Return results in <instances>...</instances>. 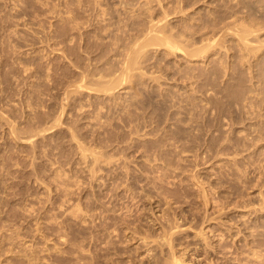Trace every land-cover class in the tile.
Segmentation results:
<instances>
[{"label":"rangeland","instance_id":"374dc122","mask_svg":"<svg viewBox=\"0 0 264 264\" xmlns=\"http://www.w3.org/2000/svg\"><path fill=\"white\" fill-rule=\"evenodd\" d=\"M87 1L0 0V264H264V0ZM149 14L216 45L124 70Z\"/></svg>","mask_w":264,"mask_h":264},{"label":"bare ground","instance_id":"6f19581e","mask_svg":"<svg viewBox=\"0 0 264 264\" xmlns=\"http://www.w3.org/2000/svg\"><path fill=\"white\" fill-rule=\"evenodd\" d=\"M83 1H84V0H83ZM85 1H86V0H85ZM88 1H89V0H88ZM88 1L86 2V4L89 3V2H90L89 4H91L92 1H94V0L89 1V2H88ZM78 2H79V1H78ZM94 2H95V1H94ZM83 3H85V2H83ZM97 4L99 5L100 2H98V3L94 4V5L96 6ZM79 5H80V4H79ZM100 5H101V4H100ZM80 6H81V5H80ZM83 6H84V5H83ZM87 6H89V5H87ZM92 7H93V6H92ZM92 7L89 6L90 11L94 10V9H92ZM99 7H100V6H99ZM99 7H96V8H99ZM228 7H230V6H228ZM228 7H227V8H228ZM236 7H237V6H236ZM82 8H84V7H82ZM93 8H95V7H93ZM96 8H95V9H96ZM103 8H104V7H101V8H100V13L105 14V13H104V12H106L105 9L103 10L104 12L101 11V9H103ZM74 9H75V8H74ZM89 9H87V11H88ZM216 9H219V8H216ZM235 9H236V8H235ZM225 10H226V9H225ZM233 10H234V9H233ZM82 11H83V10H82ZM96 11H97V10H96ZM142 11H143V10H142ZM92 12H93V11H92ZM94 12H95V11H94ZM98 12H99V11H97L96 14H97ZM233 12H234V11H231L230 13H233ZM84 13H85V12H84ZM84 13H83V14H84ZM86 13H87V12H86ZM100 13H98V16H99ZM142 13H143V12H142ZM215 13H217V12H215ZM235 13L238 14V12H234V14H235ZM87 14H89V13H87ZM103 14H102V17H103ZM165 14H166V13H165ZM165 14L163 15V17L166 16ZM213 14H214V13H213ZM213 14L210 15V16H213ZM224 14H225V13H224ZM236 14H235V16H236ZM92 15L94 16V14H92ZM92 15H90V16H92ZM117 15H118V14H117ZM135 15L138 16V14H135ZM139 15H140V14H139ZM146 15H147V14H146ZM146 15H144V16H146ZM149 15H150V14H149ZM230 15L232 16V14H230ZM230 15H229V16H230ZM74 16H75V15H74ZM98 16H96V17H98ZM119 16H120V14H119ZM124 16H125V15H124ZM136 16L131 15V17H136ZM151 16H152V15L147 16V18L150 17L149 19H153V18H151ZM235 16H233V18L231 17V19H232V20H233V19H238V18L240 17V16L237 17V16H238V15H237V16H236L237 18H236ZM84 17H85V16H84ZM96 17H95V19H97ZM214 17H216V16H214ZM71 18H73V17H71ZM117 18H118V17H117ZM121 18H122V17H121ZM144 18H146V17H144ZM165 18H166V17H165ZM191 18H192V17H191ZM228 18H230V17H228ZM243 18H244V17H243ZM245 18H246V17H245ZM87 19H88V18H87ZM92 19H93V18H92ZM103 19H104V18H103ZM103 19H102V21H103ZM158 19H159V20H157L156 22H155V20L153 19V20H154V21H152L153 23H149V22H151V20H148V23H147V25L149 24L148 27H147V28L144 27L145 29H141V30H140L141 33H139V34H142V30H146V31H143V34H142V40H141V36H140L139 39H140L141 41L138 40V41H140V42L137 41L138 43H135V41H134L135 38H133L134 40L132 39V41L134 42L133 44H136V45H137V46L135 45L136 47H134L133 44H128V45H126V48L124 47L125 50H126V49H129V48H130L129 45H132V46H133V47H131L132 49L130 48V49H131V50H130V53H129V54L127 53V54L125 55V56H127V57H125V63H127V62H128V63H127L125 66H123L124 63L121 62V63H123L122 66H123V69H124V70H127L128 68H130V69L132 68L133 72L136 70L135 67H138L139 64L143 61L142 58H145L144 56H147V55H141V56H140V54H142L143 52L145 53V52L147 51V49H144V48H146V47H149V46H147V45H151V44H153L154 47H158V46L162 47V45H163L165 48L167 47V49H168V48L171 49V50L168 49V50H169L168 53L171 52L170 54L175 53V52H173L175 49H176L175 51L177 52V51H179L178 49L182 50V48H187V49H184L185 51L182 50V52H180V53H183V52H186V50H188L187 52L190 53V54H188V55H191V56H189V58L186 59L187 61H188L190 58H193L192 55H194V54H196V53H198V52H199V53H203L204 51H207L208 49L210 50V48H211L210 46H212V45L215 46V45H216V43H212V44L210 43L212 37H213V41H211V42H214V36H212L210 40H208L209 38H207V40H205L206 42L209 41V42H207V43H208V44H207L208 47H205V46H206L205 42L199 44L198 42H199L200 40L197 42L198 45L195 43L194 46H191V45H193L194 42L191 43L190 40H189V39H190L189 37H191L192 35H191V36H188V37H184V36H185V35L183 36L184 33H183V34H179V32L174 33V32H172V31H180V29L177 30V29H175V28H172L171 25H169V24H168V25H169L170 27L168 28V26L166 25V24H167V23H166V19H165V20H164V18H163V19L158 18ZM240 19H241V17H240ZM74 20H76V19H74ZM79 20H80V19H79ZM82 20L85 21V19H82ZM114 20H115V19H114ZM119 20H120V19H119ZM129 20H130V19H129ZM143 20H144V19H143ZM185 20H186V19H185ZM211 20H213V19H211ZM216 20H218V19H216ZM221 20H222V19H221ZM227 20H229V19H227ZM238 20H239V19H238ZM238 20H237L236 22H238L239 24L236 23L235 20H233V22H235V23H233L232 25H231V24H229V25H231V26H233V27H234L235 24H237V26H239V27H242V26L244 25L242 28H239V27L235 26L237 29H238V28L241 29V30L244 29L243 31L240 30V31L242 32L241 34L236 33V32H240V31H239V30L237 31V29H235V27H234V29H235L236 32H234V33H235V34H238V36L241 35L240 37H237V38H240V40L238 41V44L242 42V44L245 45L244 47L246 48V47H247V46H246V42H247V43L250 42V41L248 40V37H247L248 34H250V29H249V28L247 29L248 26H245L246 24H245L242 20H239L240 22H239ZM243 20H244V19H243ZM245 20H246V19H245ZM224 21H225V20H224ZM229 21L232 22L231 20H229ZM78 22H79V21H78ZM85 22H86V21H85ZM88 22H89V21H88ZM118 22H119V21H118ZM131 22H132V21H131ZM143 22H144V21H142V23H143ZM167 22H168V21H167ZM182 22H183V21H182ZM186 22H187V21H186ZM190 22H191V21H190ZM193 22H194V21H193ZM230 22H229V23H230ZM242 22H243V24H242ZM90 23H91V20H90ZM93 23H94V22H93ZM97 23H98V22H97ZM119 23H120V22H119ZM129 23H130V22H129ZM197 23H198V22H197ZM224 23L226 24L227 22H224ZM240 23H241V24H240ZM75 24H76V23H75ZM79 24H80V23H79ZM98 24H99V23H98ZM111 24H112V23H111ZM188 24H190V23H188ZM198 24H199V23H198ZM208 24H209V23H208ZM248 24H249V23H248ZM93 25H94V24H93ZM104 25H106V24H104ZM104 25H102V26L104 27ZM112 25H113V24H112ZM117 25H118V24H117ZM124 25H125V24H124ZM128 25H129V24H127V27H128ZM142 25H145V24H142ZM179 25H180V27H181V24H180V23H179ZM191 25H192V24H191ZM194 25H195V24H194ZM216 25H217V24H215V25L213 26V27H214L213 29L216 28ZM219 25H220V27H222L224 24L221 22V24H219ZM219 25H217V26H219ZM226 25H227V24H226ZM229 25H228V27L232 28V27L229 26ZM240 25H242V26H240ZM75 26H77V25H75ZM91 26H92V25H91ZM109 26H110V25H109ZM122 26H123V25H122ZM125 26H126V25H125ZM185 26H186V25H185ZM196 26H197V25H195V27H196ZM209 26H210V24H209ZM209 26L206 25V26H204V27H205V29H206V27H207V30H208V27H209ZM77 27H78V26H77ZM89 27H90V26H89ZM94 27H95V25H94ZM110 27H111V26H110ZM110 27H109V28H110ZM117 27H118V26H117ZM139 27H141V26H139ZM178 27H179V26H178ZM195 27H193V29H194L193 31L191 30L192 27H190V28H186V27H185V29H187L188 32L190 31V32L195 33V30H197ZM204 27H203V28H204ZM223 27L225 28V27H227V26L224 25ZM75 28H76V27H75ZM104 28H105V27H104ZM104 28H103V29H104ZM171 28H172V29H171ZM176 28H177V27H176ZM200 28H201V27H200ZM209 28L212 29V27H209ZM95 29H98V28H95ZM99 29H100V27H99ZM105 29H107V28H105ZM110 29H111V28H110ZM115 29H116V28H115ZM117 29H118V28H117ZM117 29H116V30H117ZM120 29H121V28H120ZM125 29H126V27H125ZM185 29H184V30H185ZM188 29H190V30H188ZM211 29H210V30H211ZM226 29H229V28H226ZM75 30H78V29H75ZM116 30H115V31H116ZM134 30H135V29H134ZM171 30H172V31H171ZM184 30H183V31H184ZM202 30L205 31L204 29H202ZM207 30H206V31H207ZM247 30H248L249 32H248ZM104 31H105V30H104ZM104 31H102V32H104ZM117 31H118V30H117ZM128 31H129V30H128ZM131 31H133V30H131ZM198 31H201V30H198ZM206 31H205V32H206ZM133 32H134V31H133ZM184 32H185V31H184ZM207 32H209V30H208ZM212 32H215V31L212 30ZM114 33H115V32H114ZM122 33H124V32H122ZM135 33H136V32H135ZM193 33H192V34H193ZM196 33H197V32H196ZM196 33H195L194 35H196ZM210 33H211V32H210ZM234 33H233V35H235ZM245 33H246L247 35H246ZM83 34H84V33H83ZM85 34H86V33H85ZM136 34H138V33H136ZM186 34H187V33H186ZM188 34H189V33H188ZM200 34H202V33L200 32ZM242 34H245V36H243ZM202 35H203V34H202ZM204 35H205V34H204ZM204 35H203L202 37H204ZM209 35H212V34H209ZM214 35H215V34H214ZM80 36H81V35H80ZM83 36H84V35H83ZM113 36H114V35H113ZM124 36H125V35H124ZM138 36H139V35H138ZM197 36H198V35H197ZM200 36H201V35H200ZM200 36H199V37H200ZM114 37H115V36H114ZM126 37H127V36H126ZM207 37H208V34H207ZM109 38H111V37H109ZM191 38H192V37H191ZM194 38H196V37H193L192 40H194ZM232 38H233V40L235 39L234 37H232ZM237 38H236V39H237ZM246 38H247V39H246ZM112 39H113V38H112ZM124 39L127 40V38H124ZM199 39H200V38H199ZM201 39H202V38H201ZM236 39H235V41L237 42L238 39H237V40H236ZM106 40H107V39H106ZM122 40H123V39H122ZM215 40H216V39H215ZM247 40H248V41H247ZM112 41H114V40H112ZM116 41H119V40H116ZM116 41H114V42H116ZM194 41H195V40H194ZM100 42H101V41H100ZM104 42H105V41H104ZM109 43H110V42H109ZM128 43H130V41H128ZM95 44H96V43H95ZM97 44H98V43H97ZM102 44H103V43H102ZM102 44H101L100 47H98V48L101 49V48H102ZM106 44H108V43H106ZM115 44H116V43H115ZM155 44H158V46H157V45L155 46ZM160 44H161V45H160ZM204 44H205V45H204ZM248 44H249V43H248ZM93 45H94V44H93ZM120 45H121V44H120ZM181 45H182V46H181ZM195 45H196V46H195ZM201 45H203V47H202ZM90 46H91V45H90ZM96 46H99V45H96ZM96 46L94 45V47H96ZM115 46H117V45H115ZM127 46H129V48H128ZM183 46H184V47H183ZM214 46H213V47H214ZM94 47H93V48H94ZM118 47L120 48L119 45L117 46V48H118ZM164 47H162V48H164ZM179 47H181V48H179ZM193 47H195L196 49L194 48V49H195V50H194ZM200 47H201V49H202V50L200 49L201 52H200V50H198ZM238 47L240 48V47H242V46H239V45H238ZM244 47H243V48H244ZM88 48H90V47L88 46ZM88 48H87V49H88ZM98 48H97V49H98ZM112 48H113V47H112ZM121 48H123V46H121ZM214 48H216V47H214ZM214 48H213V49H214ZM243 48H242V49H243ZM95 49H96V48H95ZM102 49H103V48H102ZM104 49H105V48H104ZM110 49H111V48H110ZM158 49H160V48H158ZM167 49H166V50H167ZM206 49H207V50H206ZM89 50H90V49H89ZM92 50H94V49H92ZM193 50H194V51H193ZM203 50H204V51H203ZM85 51H87V50H85ZM94 51H95V50H94ZM100 51H101V50H100ZM100 51L98 50L97 53H99ZM111 51H112V50H110V52L108 51V53H111ZM162 51H163V50H162ZM210 51H211V50H210ZM212 51H214V50H212ZM87 52H90V51H87ZM102 52H103V51H102ZM105 52H106V51H105ZM122 52H123V51H122ZM172 52H173V53H172ZM187 52H186V54H187ZM90 53H91V52H90ZM92 53H93V52H92ZM106 53H107V52H106ZM112 53H113V51H112ZM119 53H121V52H119ZM124 53H125V52H124ZM163 53H164V52H163ZM191 53H193V54H191ZM199 53L196 54V55L198 56ZM95 54H96V53H95ZM121 54H122V53H121ZM186 54L184 53V56H185ZM86 55H89V54H86ZM86 55H85V56H86ZM90 55H91V54H90ZM92 55H93V54H92ZM107 55H108V54H106V56H107ZM113 55H114V53H113ZM116 55H117V54H116ZM188 55H186L185 57H187ZM83 56H84V55H83ZM97 56H98V55H97ZM103 56H104V55H103ZM164 56H166V55H164ZM181 56H182V55H181ZM87 57H88V56H87ZM115 57H116V56H115ZM120 57H122V56H120ZM138 57H140V58L142 57V58H141L142 61L140 60V63H139V61L137 62V60H139ZM185 57H184V58H185ZM91 58L93 59L94 57H91ZM101 58H102V57H101ZM101 58H100L101 61H102V59L105 60V56H104V58H102V59H101ZM111 58H112V57H111ZM118 58H119V56H118ZM123 58H124V56H123ZM126 58H127V59H126ZM89 59H90V58H88V60H89ZM113 59H114V57H113ZM113 59H112V60H113ZM145 59H146V58H145ZM83 60H84V59H83ZM96 60L99 61V58L95 59V61H96ZM114 60H115V59H114ZM98 61H97L98 66L94 65L95 67L93 66V67H94L93 70H92V68L89 69V71L92 70L93 73H91L92 71L87 72V73L94 74V72H96L95 74H97L98 71H99V73H101L100 70H97V71L95 70V68L100 67L99 65H101V63H102V62H98ZM106 61H107V60H106ZM121 61H122V59H121ZM190 61H191V59H190ZM91 62H92V61H91ZM91 62H89V63H91ZM104 62H105V61H104ZM112 62H113V61H112ZM91 64H92V63H91ZM114 64H116V63H114ZM119 64H120V62H119ZM136 64H138V65H136ZM105 65H106V64H105ZM112 65H113V64H112ZM134 65H135V67H134ZM109 66H110V65H109ZM122 66H121V67H122ZM126 66H127L128 68H127ZM82 67H83V65H82ZM125 67H126L127 69H125ZM143 67H144V66H143ZM83 68H85V67H83ZM88 68H89V67H88ZM103 68H104V67H103ZM109 68H111V67H109ZM115 68H117V67H115ZM139 68L141 69V67H138V69H139ZM85 69H86V68H85ZM97 69H99V68H97ZM120 69H121V68H120ZM130 69L128 70V71H130V72H128V71H124V72H122V70H120V72H122V74H121V73L118 74V75H119V78H121V76H122L124 73H127V72H128L127 74H130V75H131V72H132V71H131ZM138 69H137V70H138ZM82 70H83V69H82ZM106 70H109V69L107 68ZM83 71H84V70H83ZM85 71H86V70H85ZM114 71H116V70H114ZM114 71H113V72H114ZM138 71H139V70H138ZM104 72H105V71H103V73H104ZM82 73L86 74V72H82ZM99 73H98L97 76L100 75ZM103 73H102V74H103ZM108 73H109V72H108ZM102 74L100 75L101 77H99V79H97V80H93V79H96V78H98V77L91 78L92 81H93V85H95L96 87H99V89L95 87V88H96V91H97V90H99V91H103V90H102V89H103V85L105 86V87H104V90H107V91H109V89H106L107 86H108V88H110V89L113 88V87H111V86H114V88H113V92H112V90H110L111 93H114V89H115V87L118 85V81H120V80H122V79H120V80H118V81H116V80L114 81V79L117 77V74L115 73V74H116V75H115L116 77H115V76L110 77L111 75L114 74V73L112 74V71H111L110 76H108V74L106 75L107 78H106V76H102ZM127 74H124V75L127 76ZM133 74H134V73H133ZM140 74H141V73H140ZM89 76H90V75H89ZM91 76H92V75H91ZM94 76H95V75H94ZM125 76H124V77H125ZM92 77H93V76H92ZM108 77H109V78H108ZM127 77H128V76H127ZM127 77L123 78V80L126 79ZM189 77H190V76H189ZM101 78H102V79H101ZM103 78L106 79V80L108 79V80H107V81H106V80L104 81ZM111 78H112V79H111ZM140 78H141V77H140ZM195 78H196V77H195ZM110 79L113 80L114 82H116V84H114V85H110L109 82H111V84H113V81H110ZM141 79H142V78H141ZM191 79H193L192 76H191ZM191 79H190V80H191ZM98 80H100V82H99L98 84H96V82H97ZM101 80H102V82H101ZM142 80H143V79H142ZM142 80H140V81H142ZM190 80H189V81H190ZM194 80H195V79H194ZM138 81H139V80H138ZM191 81H193V80H191ZM191 81H190V85H192V86H190V87H193V84L191 83ZM103 82H106V85H107V86H106L105 83H103ZM107 82H108V84H107ZM193 82H194V81H193ZM94 83H95V84H94ZM100 83H101V84H100ZM102 83H103V84H102ZM99 85H100V86H99ZM109 85H110V86H109ZM100 88H102V89H100ZM192 89H193V88H192ZM107 91H105V93H108ZM110 92H109L108 94H110ZM112 95L115 96L114 94H112ZM108 97H109V96H108ZM164 97H165V96H164ZM109 98H110V97H109ZM111 98H112V97H111ZM116 98H117V97H116ZM109 100H110V99H109ZM141 108H143V107H141ZM144 110H147V109H144ZM148 110H149V109H148ZM148 110H147V111H148ZM147 111H145V113H146ZM142 113H143V112H142ZM142 113H140V114H142ZM145 113H144V114H145ZM147 113H148V112H147ZM157 114H158V113H157ZM151 115H152V114H151ZM155 115H156V114H155ZM160 115H161V114H160ZM167 115H168V114H167ZM140 116H142V115H140ZM143 116H144V115H143ZM128 117H130V116H128ZM144 117H145V116H144ZM160 117H161V116H160ZM138 118H140V117H138ZM147 118H148V117H147ZM147 118H146V119H147ZM142 119L144 120L145 118H141V120H142ZM146 119H145V120H146ZM154 119H156V118L153 117L152 120H154ZM158 119H159V118H158ZM135 120H137V119H135ZM166 120H167V119H166ZM161 121H162V120H161ZM136 122H137V121H136ZM143 122H144V121H143ZM151 122H152V121H151ZM154 122H155V121H153V123H154ZM164 122H165V121H164ZM164 122H163L162 124H164ZM129 123H130V122H129ZM139 123H140V122H139ZM139 123H138V124H139ZM141 123H142V122H141ZM144 123H145V122H144ZM146 123H148V121H147ZM146 123H145V124H146ZM130 124H131V123H130ZM145 124H144V125H145ZM128 125H129V124H128ZM144 125H141V127H143ZM147 125H149V123H148ZM147 125H146V126H147ZM149 126H152V124L149 125ZM162 126L165 127L164 125H161L160 127H162ZM128 127H129V126H128ZM163 127H162V128H163ZM155 128H156V127H155ZM150 129H151V128H150ZM159 129H160V128H159ZM167 129H168V128H166L165 130H167ZM136 132H137V130H136ZM166 132H167V131H165V133H164V138L166 137V135H167V133H168V132H167V133H166ZM133 133H134V132H133ZM154 133H156V132H153V131H152V134H154ZM169 133H171V132H169ZM131 134H132V132H131ZM139 134H140V133H139ZM152 134H151V135H152ZM156 134H157V133H156ZM165 134H166V135H165ZM173 134H174V133H173ZM120 136H121V135H120ZM154 136H155V135H154ZM157 136H158V135H157ZM157 136H156V137H157ZM72 137H74V136H72ZM143 137H144V136H143ZM156 137H155V138H156ZM169 137H170V136H169ZM161 138H162V137H161ZM166 138H168V137H166ZM176 138H178V137H176ZM117 139H118V138H117ZM125 139H126V138H125ZM148 139H149V138H148ZM152 139H153V138H152ZM166 140H167V139H166ZM164 141H165V140H164ZM168 142H169V140H168ZM166 144H167V143H166ZM160 145H163V144H160ZM164 145H165V144H164ZM168 145H170V144H168ZM160 147H161V146H160ZM164 147H165V146H164ZM168 147H169V146H167L166 149H167ZM157 148H159V147H157ZM171 148H172V146H171ZM160 151H161V150H160ZM162 151H163V150H162ZM164 151H165V150H164ZM155 152H156V151H155ZM155 152H154V153H155ZM166 152L169 153V151H166ZM103 154H104V153H103ZM162 154H164V153H162ZM98 155H99L100 157L97 156V154L93 155V156H94V160H93V162H94L95 160H96L95 162H97L99 158H102L101 156H104V155H102V154H98ZM168 155H169V154H168ZM95 156H97V157H99V158L95 159ZM105 156H107V155H105ZM105 156H104V157H105ZM154 156L158 157L157 154L154 155ZM163 156H164V155H163ZM169 156H171V155H169ZM110 157H112V156H111V155H110V156L108 155V157H106V160H107V158H109V160H110ZM165 158H166V157H165ZM109 160H107V162H110V161H111V160H110V161H109ZM99 161H100V159H99ZM162 161H163V160H161V162H162ZM167 161H168V160H167ZM169 161H171V160L169 159ZM93 162H92V164L95 163V162H94V163H93ZM164 163H165V162H164ZM168 163L171 164V162H168ZM168 163H167V165H168ZM117 164H118V163H117ZM121 164H125V163H121ZM121 164H120V166H122ZM170 164H169V165H170ZM172 164H173V163H172ZM172 164H171V165H172ZM95 165H96V164H95ZM123 166L125 167V165H123ZM162 166H163V165H162ZM93 167H94V166H93ZM166 167H167V166H166ZM127 169H128V168H127ZM58 174H59V173H58ZM55 175L57 176V173H56ZM52 177H53V176H52ZM58 177H59V176H58ZM54 178H56V177H53V180H54ZM61 178H62V177H61ZM56 179H57V178H56ZM56 179H55V181H56ZM62 179H63V178H62ZM51 181H52V180H51ZM56 182H58V181H56ZM54 183H55V182H54ZM63 183H64V182H63ZM63 183L60 182V184H63ZM56 185H58V184L55 183V186H56ZM57 187H58V186H57ZM13 214H15V213H13ZM19 214H20V213H19ZM168 222L170 223L171 221H168ZM168 222H167V223H168ZM172 222H173V221H172ZM0 225H1V223H0ZM175 225H176V224L173 222V223H170L169 225H167V226H168V227H167V231H166L165 229H163V230H165V231H163V236H164V239H165V241L163 240V242H164L165 244L168 243V244H167V245H168L167 247H168V249L170 250V251H169V252H170V255L173 253V250H172V248H173V247H172V246H173V243H172V242H173V240L175 239L174 236L177 235V233L180 232L179 230L182 229V227H181L182 225L180 226V225H178V223H177L178 226H177V225L175 226ZM180 227H181V228H180ZM178 228H179V230H177ZM181 231H182V230H181ZM165 232H167V233L165 234ZM167 234H168L170 237H168ZM165 235H166L167 237H166ZM171 235H174V236L172 237ZM178 235H179V234H178ZM169 238H170V239L172 238V240H170ZM173 238H174V239H173ZM168 239H169L170 241H168ZM166 240H167V241H166ZM170 243H172V244H170ZM171 250H172V251H171ZM170 259H172L171 261L168 260L170 263L166 262V264H178V263H181V264H182L181 259H180V258H177L176 256H174V254H173L172 256H170Z\"/></svg>","mask_w":264,"mask_h":264}]
</instances>
